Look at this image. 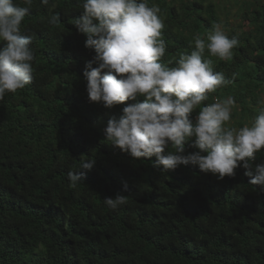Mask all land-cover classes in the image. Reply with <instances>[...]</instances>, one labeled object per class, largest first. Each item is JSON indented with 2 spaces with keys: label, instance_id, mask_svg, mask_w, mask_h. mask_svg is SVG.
Wrapping results in <instances>:
<instances>
[{
  "label": "trees",
  "instance_id": "1",
  "mask_svg": "<svg viewBox=\"0 0 264 264\" xmlns=\"http://www.w3.org/2000/svg\"><path fill=\"white\" fill-rule=\"evenodd\" d=\"M225 1L148 3L161 9L160 62L169 67L215 23L238 39L230 60L205 50L214 72L230 82L208 93L192 116L231 96V127L240 128L264 104V0H235L233 16ZM51 3L59 24L48 23L50 5L40 0L21 23L22 34L33 36L32 82L0 101V264H264V192L242 167L223 180L191 163L162 172L154 156L133 159L110 145L107 121L134 101L112 109L89 102L83 71L94 52L72 25L82 7ZM87 159L94 168L81 170L83 182L73 186L67 173ZM118 191L127 203L113 210L104 197Z\"/></svg>",
  "mask_w": 264,
  "mask_h": 264
},
{
  "label": "clouds",
  "instance_id": "2",
  "mask_svg": "<svg viewBox=\"0 0 264 264\" xmlns=\"http://www.w3.org/2000/svg\"><path fill=\"white\" fill-rule=\"evenodd\" d=\"M40 3L50 5L48 23L59 24L60 15L53 11L56 5L51 0ZM78 3L82 11L72 25L86 37L85 48L94 52L83 71L89 102L112 109L134 101L121 109L119 118L107 121L105 140L133 159L154 156L153 166L162 172L191 163L204 174L223 180L234 177L235 170L242 167L244 175L251 178L249 184L264 192V162L255 163L264 149V104L258 115L240 128L229 125L236 105L231 96L203 106L192 116L208 99V93L230 82L222 72H214L211 61L204 59L205 50L211 56L230 60L238 39L229 38L222 25L215 23L206 39L195 35L194 49L181 53L169 67L160 62L166 42L158 5L149 6L148 0ZM22 4L0 0V101L34 78L33 36L21 32L33 0H22ZM95 163V159L81 160L78 171L67 173L70 183L75 186L83 182L81 170L91 171ZM127 187L124 182L125 190ZM126 203L127 197L119 191L104 197V204L113 210Z\"/></svg>",
  "mask_w": 264,
  "mask_h": 264
},
{
  "label": "rangeland",
  "instance_id": "3",
  "mask_svg": "<svg viewBox=\"0 0 264 264\" xmlns=\"http://www.w3.org/2000/svg\"><path fill=\"white\" fill-rule=\"evenodd\" d=\"M216 1H218V0H216ZM234 3H235V0H226V1L223 3L224 6L229 5V6L233 9V12L231 13V16H233V14H235L236 11H237V6H236V4H234ZM233 5H234V6H233ZM224 18H225V19H228V16H225ZM230 20H232V19H230ZM232 21H233V20H232ZM236 121H237V117L234 116V108H233V110H232V116H231V120H230V122H229V125H230V126H231V125H234V124L236 123ZM236 128H239V127H236Z\"/></svg>",
  "mask_w": 264,
  "mask_h": 264
}]
</instances>
